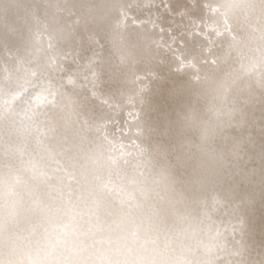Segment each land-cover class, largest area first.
Wrapping results in <instances>:
<instances>
[{"label": "clouds", "instance_id": "1", "mask_svg": "<svg viewBox=\"0 0 264 264\" xmlns=\"http://www.w3.org/2000/svg\"><path fill=\"white\" fill-rule=\"evenodd\" d=\"M0 264H264V0H0Z\"/></svg>", "mask_w": 264, "mask_h": 264}, {"label": "bare ground", "instance_id": "2", "mask_svg": "<svg viewBox=\"0 0 264 264\" xmlns=\"http://www.w3.org/2000/svg\"><path fill=\"white\" fill-rule=\"evenodd\" d=\"M15 3L19 4V5H23L26 3V0H14ZM39 2L41 4L43 3H48V2H56V0H39ZM186 0H177V4L178 5H182L183 3H185ZM176 10H179V7H177ZM186 40V38H181L180 40H177L176 42L172 43V47L177 49V50H181V41Z\"/></svg>", "mask_w": 264, "mask_h": 264}]
</instances>
